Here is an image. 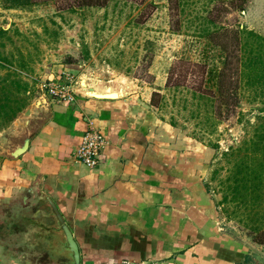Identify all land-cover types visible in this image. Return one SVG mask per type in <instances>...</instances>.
<instances>
[{
  "label": "crops",
  "instance_id": "1",
  "mask_svg": "<svg viewBox=\"0 0 264 264\" xmlns=\"http://www.w3.org/2000/svg\"><path fill=\"white\" fill-rule=\"evenodd\" d=\"M255 5L264 14V0H248L244 14L249 17ZM0 26L7 28L1 20ZM3 64L0 77L7 72ZM46 66L38 62L29 76L20 74L31 84L23 95L26 103L0 128L4 212L22 205L41 181L72 227L81 264H238L247 257L242 243L222 230L219 196L206 186L222 154L217 148L172 126L169 116L161 119L151 105L152 92L128 80L111 79L100 95L77 90L71 101L40 92L41 81L59 80L67 70L64 63ZM90 128L107 140L95 166L75 156ZM27 138V150L14 156ZM4 227L0 264H39L25 247L21 255L12 251Z\"/></svg>",
  "mask_w": 264,
  "mask_h": 264
},
{
  "label": "rangeland",
  "instance_id": "2",
  "mask_svg": "<svg viewBox=\"0 0 264 264\" xmlns=\"http://www.w3.org/2000/svg\"><path fill=\"white\" fill-rule=\"evenodd\" d=\"M134 1L142 2L141 7H135ZM150 1H153L154 6L145 7ZM218 1L190 0L184 6L185 11H182V5L178 4L177 0H133L128 4L114 0L104 7L83 6L80 5L81 0H34L33 4L19 8H5L3 5L6 3L0 0V14L6 16L0 20L10 28L9 35L12 38L10 41L2 39L6 42V47L0 48L15 54L18 50L25 53L30 51L34 58L33 65L46 61L47 70L56 64L64 63L67 70L63 72L70 73L72 83L77 89L82 82L97 91V95L104 94L100 87L109 84L111 79L123 82L128 80L144 92L150 93L160 88L165 93L167 91L164 87L171 64L186 57L210 62L215 51L206 38L199 39L191 35L194 28L187 27V20L196 14H206L205 8H215L219 4ZM257 1L259 0H254ZM229 2L230 0H226L227 9L221 11L219 21L227 26L245 25L264 34V14L258 12L259 5L250 8L248 17L243 12L248 0H237L235 3L238 8L231 7ZM241 5L244 10H241ZM141 8L145 12L143 18L146 19L143 23L135 25L132 20ZM9 15L15 18L12 22H9ZM44 26H48L49 32L45 33ZM54 30L59 34L55 36ZM83 43L88 47V54L82 46ZM11 69L17 70L22 76H29V71H21L14 66H11ZM63 72H60L59 81L66 82V74L63 75ZM46 91L40 89V92L47 94ZM255 95L251 90H241L242 101L236 114L220 124L215 135L206 139L217 140V150L222 153L220 158L213 162L211 174L206 180L210 191L218 195L220 201L223 198L221 180L228 176L231 167L230 161L223 153L248 138L257 123V116L264 115L259 111L262 103L259 98L255 99ZM186 130L191 136L196 129L192 123L187 122ZM2 159L3 157H0V163ZM217 169L218 172L214 175L213 171ZM219 205L222 230L241 242L244 250L248 252L246 260L243 258L238 264H264V245L255 241V237L259 235L248 225L243 207L237 208L236 203ZM4 208L6 207L0 205V227L5 226L6 230L4 238L8 239L7 242L10 241V248L16 255L25 253V250L30 255L27 247L23 251L18 230L22 221L15 208H12L11 213L6 210L4 212ZM9 217L18 228L10 229L11 225L7 224Z\"/></svg>",
  "mask_w": 264,
  "mask_h": 264
},
{
  "label": "trees",
  "instance_id": "3",
  "mask_svg": "<svg viewBox=\"0 0 264 264\" xmlns=\"http://www.w3.org/2000/svg\"><path fill=\"white\" fill-rule=\"evenodd\" d=\"M111 1L114 0H81L80 5L104 7ZM118 1L128 4L133 0ZM134 2L135 7H141L142 2ZM189 2L177 0L182 5V11ZM235 2L237 0H230L229 3L231 7L238 8ZM4 3L5 8H19L33 4L34 0H4ZM218 3L215 8L206 7V14H196L187 20V27L194 28L191 35L206 38L215 51L210 62L181 58L169 67L164 87L167 92L158 88L151 95V105L161 112V119L165 120L164 115H168V122L182 129H186L187 122L192 123L198 130L191 137L214 148L219 147L218 141L206 139L215 135L220 124L236 114L242 101L241 90L255 92V99L259 98L262 103L259 111L264 113V35L245 25L223 24L219 18L221 11L227 9L226 0H219ZM150 6H154L153 1L145 7ZM142 9L132 20L135 25L146 19ZM44 31L49 32L48 26H44ZM9 33L10 28L0 26V46L3 48L6 42L2 39H12ZM53 34L56 36L59 33L54 30ZM82 46L88 54L87 45L83 43ZM33 60L30 51L18 50L15 54L0 48V62L7 67V72L0 77V128L17 117L26 103L23 95L31 89V84L11 66L32 71ZM223 155L228 158L231 167L228 176L221 180L223 198L219 204L236 203L237 208L243 207L248 225L259 235L255 241L264 245V115L257 116V123L248 138ZM217 172L218 169L213 174ZM206 186L210 190L208 183Z\"/></svg>",
  "mask_w": 264,
  "mask_h": 264
},
{
  "label": "water",
  "instance_id": "4",
  "mask_svg": "<svg viewBox=\"0 0 264 264\" xmlns=\"http://www.w3.org/2000/svg\"><path fill=\"white\" fill-rule=\"evenodd\" d=\"M87 89L93 88L81 82L78 87L81 93L97 95ZM30 111L27 109L25 113L30 114ZM28 146L29 138L16 149L14 156L25 152ZM28 192L24 203L15 207L22 221L19 235L23 247L29 249L31 257L39 264H81V250L72 227L43 183H35Z\"/></svg>",
  "mask_w": 264,
  "mask_h": 264
},
{
  "label": "built area",
  "instance_id": "5",
  "mask_svg": "<svg viewBox=\"0 0 264 264\" xmlns=\"http://www.w3.org/2000/svg\"><path fill=\"white\" fill-rule=\"evenodd\" d=\"M66 74V82L59 80H49L48 82L41 81V87L47 90V94L55 99L62 101H71L75 99L77 87L72 83L73 79L69 72ZM107 144V140L100 130L90 128L83 136L82 142L78 145L75 156L77 161L86 164L87 166H95L100 160V153Z\"/></svg>",
  "mask_w": 264,
  "mask_h": 264
},
{
  "label": "bare ground",
  "instance_id": "6",
  "mask_svg": "<svg viewBox=\"0 0 264 264\" xmlns=\"http://www.w3.org/2000/svg\"><path fill=\"white\" fill-rule=\"evenodd\" d=\"M91 88H92V87H91ZM87 91H88V92H92V93H94V94L98 93V92L95 91L94 89H92V90L87 89ZM106 94H108V95H115L116 93H114V92H106Z\"/></svg>",
  "mask_w": 264,
  "mask_h": 264
}]
</instances>
